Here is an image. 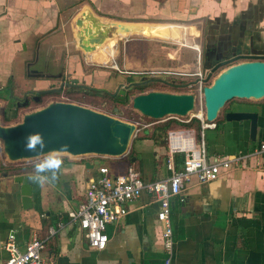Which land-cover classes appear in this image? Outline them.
I'll return each instance as SVG.
<instances>
[{"label":"crops","instance_id":"obj_1","mask_svg":"<svg viewBox=\"0 0 264 264\" xmlns=\"http://www.w3.org/2000/svg\"><path fill=\"white\" fill-rule=\"evenodd\" d=\"M84 14L105 21V27L112 23L177 27L183 37L179 43L188 50L182 55L200 52L205 68L241 55L264 56V0H0L1 123L10 91L18 98L11 101L17 103L38 91L52 89L53 79L65 74L92 80L93 75H86L84 68L92 66L103 46L95 52H85L78 46L81 29L77 23ZM90 23L84 21V26ZM186 31L195 38L187 42L189 45H184ZM202 31L203 41L199 44L196 34ZM117 36L113 34L105 45ZM147 39L151 53H137L152 56V66L154 57L160 54L170 60V65L179 66L181 51L163 48L158 43L163 38ZM154 42L161 46L158 53L150 47ZM112 47L114 50V44ZM94 76L96 81L104 80ZM105 78L108 81L110 76ZM32 106L12 104V110L27 113ZM236 111L259 114L255 141L250 138L249 121H227V114ZM215 124V128L203 131V137L197 139L194 134L196 143L203 141L210 156L231 158L252 153L264 144V98L231 105ZM139 132L129 154L123 157L64 155L58 182L41 188L29 181L33 187L30 209L23 207L21 188L14 179L32 174L34 165L14 168L0 145V264H5L9 256L5 244L10 233L24 251L28 241L45 238L49 228L59 223L63 226L44 250L45 264H164V225L158 219L161 202L153 194L144 192L128 204L125 217L108 226V243L103 250L92 249L78 222L68 216L85 201L90 182L100 176L101 165L108 167L114 177L125 174L130 165L145 181L168 177V145L140 139ZM87 162L94 167H86ZM169 203L174 236L171 264H264V153L233 163L216 181L199 183L192 178L181 195L172 196Z\"/></svg>","mask_w":264,"mask_h":264},{"label":"water","instance_id":"obj_2","mask_svg":"<svg viewBox=\"0 0 264 264\" xmlns=\"http://www.w3.org/2000/svg\"><path fill=\"white\" fill-rule=\"evenodd\" d=\"M84 21H90L91 26H84ZM81 29L77 35L78 46L85 52H95L104 46L113 33H140L149 37L162 38L170 30L168 27H139L125 23H112L104 27L97 17L84 14L78 21ZM117 26V27H115ZM238 60H245L235 63ZM226 67L213 79V82L203 88L205 106L204 118L209 123H215L220 111L233 100H261L264 98V56L241 55L221 61L211 68L212 73ZM142 83V82H140ZM140 83H133L125 88ZM75 84V85H73ZM67 86H77L76 83ZM56 91L49 89L38 91V96ZM125 94V91L121 92ZM10 98L18 100L10 91ZM38 100V99H37ZM197 97L191 93L177 94L161 91H151L136 95L132 106L142 115L154 120L166 117H187L196 107ZM19 106V102H17ZM28 101L23 103L26 107ZM193 116V114H192ZM194 118H198L194 116ZM229 122H250V138L256 140L259 128V114L249 111L230 112L226 116ZM139 128L136 124L122 121L108 114L91 108L70 103L52 102L40 109L27 112L20 122L14 125H4L0 121V141L2 148L11 162L31 160L42 157L43 154L25 150L26 137L39 133L46 144L44 153L68 146L66 153L73 158L85 157H123L129 154L132 141L137 136ZM135 159L133 158V161ZM103 164V161L99 162ZM86 167L94 165L86 163ZM58 178L52 183L58 182ZM15 183L20 185L21 200L25 209L33 206V187L28 176L15 177Z\"/></svg>","mask_w":264,"mask_h":264},{"label":"built area","instance_id":"obj_3","mask_svg":"<svg viewBox=\"0 0 264 264\" xmlns=\"http://www.w3.org/2000/svg\"><path fill=\"white\" fill-rule=\"evenodd\" d=\"M214 74L211 70L203 71L200 76L198 93L203 97V88L209 85ZM197 97V95H195ZM194 116L202 122L203 130L213 129L215 123H209L202 114L193 115L188 120L180 117H166L157 123L168 119H177L190 122ZM195 131L192 129L171 130L167 135L169 158L167 161L168 177L157 181H145L133 165L127 172L119 176H111L108 167L101 165L100 176L92 180L88 186L85 201L80 207L71 211L68 216L72 221L78 222L85 233L89 246L95 250H103L108 243L107 228L109 225L125 217L129 210L128 204L138 199L144 192L153 194L161 202L158 219L164 225L163 245L166 253L164 264H171L174 251V236L170 221V203L172 196L181 195L187 183L196 178L199 183L216 181L224 171H228L233 163L250 156H260L264 153V144H261L252 153L244 156L225 157L221 155L210 156L203 143H196ZM203 137V132L201 133ZM184 154V162L180 168L175 164V156ZM50 227L45 238L34 237L27 242L25 250L21 251L16 243L14 233H10L5 244L9 256L5 264H45L44 250L59 228Z\"/></svg>","mask_w":264,"mask_h":264},{"label":"rangeland","instance_id":"obj_4","mask_svg":"<svg viewBox=\"0 0 264 264\" xmlns=\"http://www.w3.org/2000/svg\"><path fill=\"white\" fill-rule=\"evenodd\" d=\"M185 28L196 29L198 27H185ZM192 31L195 32V30ZM113 34H115V32ZM126 34H127L126 36L125 33L118 35L117 36L118 38H115L116 39L115 41H112V43L110 42V44L104 45L99 51L100 56L99 55L94 56V61L92 66H88V68H84V72L86 75L87 74L93 75L92 80H88L90 88L80 89V90H69L61 94L53 93L47 96L43 95L42 103L37 106L35 105L32 106L33 108L30 111L40 109L52 102H57V101L70 102L91 108L98 112L108 114L122 121L136 124L140 130L139 135L142 136L150 135L154 131L155 126L153 125L157 121H161V120H154L149 117H146L142 115L138 110L134 109L132 106V99L136 95H138L136 94L137 91L135 90L134 86H130V88L128 89H126L125 87L133 83H140V82L143 83L145 79H159L164 81H173L177 83L183 82L187 84V87L184 90V92L172 91L169 88H164L160 86L157 87L164 90L165 92H172L177 94L191 93L197 95L196 107L193 113H191L187 117H180V119L184 121L188 120L190 119L192 114L205 115L204 99L203 97H201L200 93H198L199 82H200V76H198V74L203 71L207 72L211 70L210 69L211 67L205 68L203 63V57L201 56L200 52H196L195 54H191L190 56L182 55L183 51L185 49L187 50V47H183L182 46L183 44L179 43L181 42V39L183 40V37L180 38L181 37L180 34H182V31L177 27H170V30H168L165 36L162 37L163 39H158L160 41L158 43H160V45L163 48L168 50L173 49L175 50V52L181 51L182 57L179 66L170 65V60L164 58L161 54L156 55L154 57V64L152 66L153 63L152 56L150 55L146 56L137 53V51L144 54L151 53L150 52L151 50L149 49L150 44L148 43L149 39H147L149 37L146 38L145 36L139 33H126ZM202 35H203V31L200 32L199 35L196 34V37L199 36V38H196L199 44L202 43L203 41ZM192 40H195V38H190V35L188 36L186 31V41L184 40V45H189L187 43L189 41L191 43L194 42ZM158 43L154 42V44L150 46L153 53L160 52L161 46ZM113 44H114V50L112 47ZM127 46H130L133 50ZM192 46H194L195 49L200 51V48L197 45L196 46L192 45ZM126 57L128 58L130 68L128 67ZM151 66L152 68H149ZM136 69H141V70H136ZM224 69L225 68L223 67V69L214 72L213 79H215L219 75V73H221V71ZM97 73H99V75ZM94 75H97L98 77L100 76L104 78V80L103 81L99 80L101 82L96 81V77ZM106 76H110L108 81H105ZM64 77L66 78V81L73 79V76L71 74L70 75L65 74ZM213 79L211 80V82H209V84L213 82ZM77 80L78 83L80 84L85 83L83 78H77ZM52 82H53V88H56L59 86L61 82V78L56 77L53 79ZM122 91H125L126 93L122 94L121 93ZM155 91H159V90H155ZM128 94H129V102L127 104H121V101L124 100L125 95ZM242 101L244 100L236 99L226 104L225 107L220 111L219 117L223 115L225 111L230 108L231 105L240 103ZM2 110H3V114H5L8 110V115L10 116L11 119V121H6L5 116L2 117V124L4 125H14L18 123V121L14 122L13 119L18 120L22 118V115L25 114L24 111H18L17 118H15L14 111L12 110L11 102H6ZM20 121L21 119L19 120V122ZM197 142L198 144H200L199 140H197ZM0 145H2L1 141H0ZM2 154L5 158H7V156L3 151V148H2ZM42 158L43 156L31 160H23V161L10 162V163L16 166V167L13 166L14 168H21L28 163L31 165H35L38 162V160Z\"/></svg>","mask_w":264,"mask_h":264},{"label":"trees","instance_id":"obj_5","mask_svg":"<svg viewBox=\"0 0 264 264\" xmlns=\"http://www.w3.org/2000/svg\"><path fill=\"white\" fill-rule=\"evenodd\" d=\"M158 86L169 88L172 91H181L184 92V90L187 87L186 83L183 82H173V81H164L159 79H145L143 83L134 85L135 90L137 91L136 94H143L145 92H151L155 90H159L161 92H165L164 90L157 88ZM172 93V92H169ZM131 94V93H130ZM47 96V95H45ZM129 102V94L125 95L124 100L121 101V104H127ZM42 103V100L38 103H35L34 105L37 106ZM8 110L5 115L6 121H11ZM15 118H17V112H14ZM217 121V120H216ZM216 123V122H215ZM154 131L150 135H139L140 139H152L158 142L159 144L166 146L167 145V135L168 132L171 130H178V129H192L198 134V138L201 137V133L203 131L202 122L198 118H192L190 122H182L177 119H168L167 121L154 124ZM134 156V151L131 154V157ZM184 154H178L175 156L176 159V165L177 168H180L183 165L184 162ZM168 161V160H167Z\"/></svg>","mask_w":264,"mask_h":264},{"label":"clouds","instance_id":"obj_6","mask_svg":"<svg viewBox=\"0 0 264 264\" xmlns=\"http://www.w3.org/2000/svg\"><path fill=\"white\" fill-rule=\"evenodd\" d=\"M46 144L39 133L30 134L26 137L25 150L43 154L34 165L33 173L28 176V180L43 188L47 183L55 181L63 166L64 153L67 152L68 146L63 145L59 149L44 153Z\"/></svg>","mask_w":264,"mask_h":264},{"label":"flooded vegetation","instance_id":"obj_7","mask_svg":"<svg viewBox=\"0 0 264 264\" xmlns=\"http://www.w3.org/2000/svg\"><path fill=\"white\" fill-rule=\"evenodd\" d=\"M84 82L85 83L80 84V83H78L77 79H70L69 81H66L65 77H61V82H60L59 86L56 88H52V89H56V91H53V92H50V93H47L44 95H49V94H53V93H58V94L60 93L61 94V93L67 92L69 90H80V89L90 88L89 81L84 79ZM68 83H71V84L76 83L77 86H67ZM73 85H75V84H73ZM42 96L43 95L38 96V93H36V95L26 96V97H24V99L21 100V102H19V106H23V103L25 101H28V105L26 107H28L29 105L38 103L42 100V98H43ZM8 101L12 102L9 96H8ZM12 104L15 106H18L17 105L18 103L12 102Z\"/></svg>","mask_w":264,"mask_h":264},{"label":"bare ground","instance_id":"obj_8","mask_svg":"<svg viewBox=\"0 0 264 264\" xmlns=\"http://www.w3.org/2000/svg\"><path fill=\"white\" fill-rule=\"evenodd\" d=\"M100 21H101V20H100ZM101 22H102V21H101ZM104 22H105V21H104ZM104 22H103V23H104ZM90 24H91V23H90ZM104 27H105V26H104ZM126 35H127V34L125 33V36H126Z\"/></svg>","mask_w":264,"mask_h":264}]
</instances>
